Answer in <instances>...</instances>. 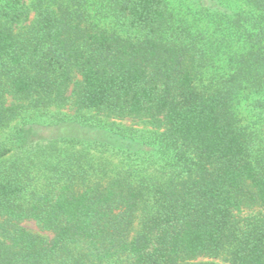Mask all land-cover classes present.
Instances as JSON below:
<instances>
[{
  "label": "trees",
  "instance_id": "1",
  "mask_svg": "<svg viewBox=\"0 0 264 264\" xmlns=\"http://www.w3.org/2000/svg\"><path fill=\"white\" fill-rule=\"evenodd\" d=\"M210 1L189 18L171 0H0V129L72 104L163 121L177 153L163 179L0 135V264H264V131L239 114H264V0Z\"/></svg>",
  "mask_w": 264,
  "mask_h": 264
},
{
  "label": "rangeland",
  "instance_id": "2",
  "mask_svg": "<svg viewBox=\"0 0 264 264\" xmlns=\"http://www.w3.org/2000/svg\"><path fill=\"white\" fill-rule=\"evenodd\" d=\"M26 6L31 0H21ZM181 3L186 9L189 6L188 17L192 14L201 16L202 8L213 9L215 4L210 0H171ZM205 11V10H204ZM33 18L19 23L16 30H24ZM79 75L74 73V79ZM73 85L68 89L70 94ZM16 102L7 97L6 103ZM245 102V101H244ZM239 114L246 119H253L255 126L264 131V114L253 105L245 102ZM68 119L55 125H37L28 120L15 119L0 129V135L8 142H16L23 149L27 146L53 145L62 151L90 152L92 156H103L111 163L110 166L132 168L146 175L158 176L163 179L170 177L171 164L177 158L176 150L168 147L163 139L165 125L163 121L154 122L144 116H118L103 111L76 110L75 106L66 107ZM20 226L49 241L51 232L41 229L33 220H23ZM193 261H209L218 264H229L224 258L198 256Z\"/></svg>",
  "mask_w": 264,
  "mask_h": 264
}]
</instances>
